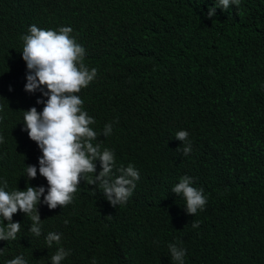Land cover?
I'll use <instances>...</instances> for the list:
<instances>
[{"label": "trees", "instance_id": "16d2710c", "mask_svg": "<svg viewBox=\"0 0 264 264\" xmlns=\"http://www.w3.org/2000/svg\"><path fill=\"white\" fill-rule=\"evenodd\" d=\"M217 0H0V187L8 192L44 186L42 152L25 131L23 111L39 91L25 92L27 68L21 36L35 24L71 27L85 49L83 63L97 69L78 95L95 123L94 144L114 152L112 176L123 166L139 172L136 191L113 208L87 185L66 206L41 202L40 236L30 216L17 212L15 240L0 241V264L22 255L27 264H169L170 243L186 250V264H264V0H240L227 10ZM11 89V91L9 90ZM46 90V89H45ZM112 125L108 137L104 126ZM189 132L194 150L177 151ZM27 165L37 177L27 178ZM203 189V211L180 217L170 199L180 178ZM183 204L180 211H186ZM68 221L65 224V221ZM7 221L0 217V227ZM49 232L62 234L49 248ZM171 256V255H170Z\"/></svg>", "mask_w": 264, "mask_h": 264}, {"label": "clouds", "instance_id": "9594fccd", "mask_svg": "<svg viewBox=\"0 0 264 264\" xmlns=\"http://www.w3.org/2000/svg\"><path fill=\"white\" fill-rule=\"evenodd\" d=\"M230 4L239 6L240 0H217L216 6L209 8L206 18L211 20L216 14V8L227 10ZM71 27H60L58 31L44 30L35 24L28 29V34L20 39L23 41L22 59L26 64L27 73L25 92L39 91L42 97L37 104H43V111L38 112L35 107L23 111L24 127L22 131L36 142L42 152L38 158L39 174L47 180L48 188L26 186V190L8 192L7 181L0 187V217L7 221L6 227H0V241L15 240L21 229L20 222H13V216L18 211L30 216L32 224L29 229L35 236H40L41 218L37 205L41 202L50 210L57 206H66L73 200V193L81 191L87 185L105 196L109 204L115 208L123 205L136 191V183L140 178L138 170L131 164L121 166L118 173L112 176L115 166L114 152L109 149L101 151L99 143L94 144L97 132L89 125L95 120L82 110L83 101L78 95L82 88H86L97 75V69L91 70L83 63L85 49L76 42ZM46 89V90H45ZM11 91V89H9ZM112 133V125L104 126L102 135L108 137ZM189 132L180 130L173 139L184 142V146L177 151H183L185 156L193 152L188 140ZM4 135L0 128V150L4 145ZM26 172L29 180L37 177V167L27 165ZM193 178L183 176L178 184L171 187L170 199L173 207L185 219L187 215L194 216L198 210L203 211L207 197L203 189L192 186ZM186 204V211H180ZM68 221H65L67 224ZM191 225V224H190ZM193 228L199 227L193 221ZM62 234L49 232L46 244L49 248L53 243L59 244ZM184 245L179 242L168 246L169 264H186L187 256ZM0 251H3L0 250ZM70 251L59 247L51 256V264H61L70 255ZM6 264H27L22 255L7 260ZM91 264H96L93 257Z\"/></svg>", "mask_w": 264, "mask_h": 264}]
</instances>
